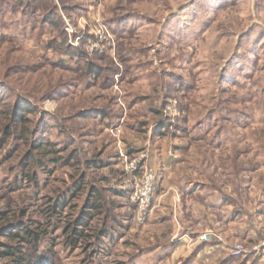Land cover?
Here are the masks:
<instances>
[{"label": "rangeland", "instance_id": "1", "mask_svg": "<svg viewBox=\"0 0 264 264\" xmlns=\"http://www.w3.org/2000/svg\"><path fill=\"white\" fill-rule=\"evenodd\" d=\"M50 11L63 25L45 21ZM96 44L106 50L91 52ZM145 150L160 182L138 226L120 152ZM84 175L61 217H49ZM93 187L119 231L105 257L66 243ZM225 197L241 212L264 199V0H0V264L20 244L5 236L19 222L50 228L57 264H194L207 257L195 252L207 232L223 246L207 264H252L254 254L230 250L264 242L263 224L255 219L256 241L241 238L258 213L227 222ZM183 234L190 244L177 252Z\"/></svg>", "mask_w": 264, "mask_h": 264}, {"label": "trees", "instance_id": "2", "mask_svg": "<svg viewBox=\"0 0 264 264\" xmlns=\"http://www.w3.org/2000/svg\"><path fill=\"white\" fill-rule=\"evenodd\" d=\"M53 12L50 11L48 12V17L45 18L46 22H50L52 25H59L64 23L63 18L59 14H55L53 16ZM49 19H54L56 21H51ZM70 54L66 55H73L74 57L77 58H83L77 50L73 48H69ZM87 70H91V74H96V76H100L101 70H93V65L88 63L86 66ZM93 72V73H92ZM21 117V113L19 114ZM23 119V117H21ZM20 118V119H21ZM21 119V120H22ZM8 134L11 135V133L7 132ZM52 146V145H51ZM50 146V147H51ZM42 146L39 148L41 149ZM32 159V157H31ZM97 165L102 166L101 162L97 163L95 162L94 168H97ZM86 176L81 178L80 181L75 183L74 188L71 189L70 193H65L64 195H60L57 197L55 202L53 203L51 210H49L48 216L51 218L53 217H61L63 214V210L67 208L69 205V200L71 201V193L73 190L77 191L79 190L80 186L84 183ZM80 184V186H79ZM77 185V186H76ZM120 194V193H119ZM121 196H128L126 193H121ZM74 196V194H73ZM70 198V199H69ZM227 199V197H225ZM103 199L102 195L99 192V190L95 187L92 188L91 194L89 196L88 201L86 202V205L84 206V212L82 211V214L73 222H71L68 227H66L67 231H65V234L67 235L66 238V243L68 246L74 249H78L79 247L83 246H89L94 247L95 249V254L99 253V255L102 256H108L109 254L112 253L111 246L113 245V242L115 241L116 234H118V226H115L116 222L109 223V215L105 211V208L103 206ZM130 204V203H129ZM130 207H132V211L135 213L134 216L133 214H130L128 218L130 217H136V207L130 204ZM113 220V219H112ZM93 221H102V227L100 229H93L90 227V222ZM115 221V220H114ZM113 225V226H112ZM14 228L12 231H9L6 233L5 236H9L10 238H13V240H18L20 244L18 246H7L4 249L3 253L7 258H9L7 264H57L56 263V254L53 252V238L50 236V228H47L45 230H31L28 228L26 224L23 222H19L17 224H14ZM49 226H54L52 223L49 224ZM93 229L92 230V235L89 233H84V230L87 228ZM88 228V229H89ZM55 229V228H54ZM53 229V230H54ZM56 230L51 232V234L55 233ZM81 240L84 242H88L86 245H81ZM51 242L52 248L48 249L47 252L42 250L43 244L47 242ZM82 241V242H83ZM109 245H108V244ZM180 242H176L174 246H179ZM216 244H211V245H201L200 247L197 248L195 252L198 250L201 252L205 247L207 246H212ZM27 249L31 250V254H27ZM197 254V253H196ZM195 254V258H197ZM98 255V254H96ZM194 257V255H193ZM194 258V259H195ZM103 264V263H101ZM252 264H256V261Z\"/></svg>", "mask_w": 264, "mask_h": 264}, {"label": "built area", "instance_id": "3", "mask_svg": "<svg viewBox=\"0 0 264 264\" xmlns=\"http://www.w3.org/2000/svg\"><path fill=\"white\" fill-rule=\"evenodd\" d=\"M105 26L106 25L104 24V28H106ZM110 38L112 40L111 36ZM107 40V42H110V39L107 38ZM89 50L91 52L95 50L102 52L106 50V47L96 44L90 46ZM173 108L175 109V106L170 108V111L174 110ZM150 152L151 151L149 150H145L141 153H138V155L132 160H129L128 155L124 154L123 151L120 152L121 158H124L126 162V180L123 182L122 188L123 190L127 191L131 204L136 207L137 214L135 221L138 226L145 224L150 217L154 195L160 182L157 172L149 164L151 158ZM169 155L174 159L178 158V156L173 151H170ZM195 243L211 245L214 243L213 235L210 232H207L201 235ZM230 252L234 258L244 257L248 254H254L257 259H261L264 257V242L258 243L249 252L243 245H234L231 247Z\"/></svg>", "mask_w": 264, "mask_h": 264}, {"label": "crops", "instance_id": "4", "mask_svg": "<svg viewBox=\"0 0 264 264\" xmlns=\"http://www.w3.org/2000/svg\"><path fill=\"white\" fill-rule=\"evenodd\" d=\"M154 154H155V151L153 152ZM175 160V159H174ZM177 160V159H176ZM151 164L152 165H154V168L157 166V168H158V166L160 167V165H159V163H157V160L155 161V159H154V156H151ZM159 169V168H158ZM255 197L256 198H259L260 197V194H256L255 195ZM240 199V197H238V200ZM224 201L225 202H228L227 203V205L226 206H228V207H235V209H234V211H232L231 212V216H232V218L230 219V220H228L227 222H236V220H239L238 218L240 217V216H242L243 215V217L245 218V219H249V216H252V215H254V214H256V213H258L257 215H255V216H257V217H255L254 216V218L250 221V222H248V223H245L244 225L246 226V228L245 227H241V229H240V235H241V238H247L248 240H255L256 241V237L258 236L256 233L258 232V230H259V226H257L256 224V222H255V219H257V221L259 222V223H261V224H263V228H264V199H263V203L262 204H259V205H261L260 206V208L259 209H253V210H250L249 212H241L242 211V209H236V207L237 206H240V205H238V203H237V201L235 200V198L233 197L232 199H229V198H224ZM258 205V206H259ZM242 206V205H241ZM239 210H241V211H239ZM255 212V213H254ZM243 220V219H242ZM260 220V221H259ZM220 221V220H219ZM241 222V221H240ZM258 229V230H257ZM260 232V231H259ZM260 234V233H259ZM238 236V235H237ZM260 236H261V234H260ZM189 238H190V236H188L187 234H183L179 239H178V241L177 242H180V244L181 245H183V249L185 250L188 246H189V244H190V240H189ZM264 241V240H263ZM179 247L180 246H178V248H177V252L179 251L178 249H179ZM220 248L222 249L223 248V246L222 245H219V244H216V245H212V246H207V247H205L204 249H206V255H207V257L206 258H204V257H200V256H198V258H197V260H195V263L194 264H197L198 262H200V263H202V264H207L208 262H210L209 260H212V259H215L217 256H219V251H220ZM211 249H214V252H211ZM183 250V251H184ZM183 251H179V252H183ZM201 253H202V251H201ZM199 258H202V261L201 260H199ZM259 260L260 259H257V261H256V264H258L259 263Z\"/></svg>", "mask_w": 264, "mask_h": 264}]
</instances>
